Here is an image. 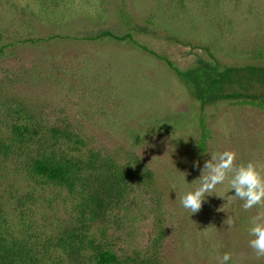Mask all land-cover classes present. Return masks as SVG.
Masks as SVG:
<instances>
[{
  "label": "rangeland",
  "instance_id": "374dc122",
  "mask_svg": "<svg viewBox=\"0 0 264 264\" xmlns=\"http://www.w3.org/2000/svg\"><path fill=\"white\" fill-rule=\"evenodd\" d=\"M104 30L155 54L96 37ZM159 56L183 73L264 66V0H0V142L11 143L10 155L0 151V232L16 264H96V246L144 264H219L225 253L226 264H264L249 246L264 207L245 211L234 189L225 195L227 181L216 189L224 197L207 196L197 213L180 204L212 152L264 164V108L201 107L192 81ZM11 124L40 129L21 157ZM89 149L147 174L103 217L79 187L26 167L40 152Z\"/></svg>",
  "mask_w": 264,
  "mask_h": 264
},
{
  "label": "trees",
  "instance_id": "16d2710c",
  "mask_svg": "<svg viewBox=\"0 0 264 264\" xmlns=\"http://www.w3.org/2000/svg\"><path fill=\"white\" fill-rule=\"evenodd\" d=\"M96 37H107L118 41L128 39L145 51L154 53L136 43L128 33L120 36L104 30ZM96 37H86V39ZM160 58L165 60L178 77L192 81L196 99L201 107L212 102L228 101L245 102L264 108V66L262 65L228 66L222 71L202 65L183 73L167 59ZM9 131L10 141L12 143L16 141L15 150L12 151L16 157L26 155L31 144L40 135V129L27 124H11ZM202 138H206L205 133ZM0 151L6 156L10 155L11 143L0 142ZM108 159L103 158L93 149H89L85 157L75 155L57 157L50 151L31 156L26 167L33 176L47 182L65 184L70 188L79 187L86 198L85 204L89 207L90 213L96 217H103L107 210L123 200L126 191L134 185H139L147 176V174H139L136 169L130 172L125 168L116 167ZM13 245L7 242L0 232V264H16L20 256ZM92 260L96 264H144L135 258L122 259L115 253L98 246L94 247Z\"/></svg>",
  "mask_w": 264,
  "mask_h": 264
},
{
  "label": "clouds",
  "instance_id": "9594fccd",
  "mask_svg": "<svg viewBox=\"0 0 264 264\" xmlns=\"http://www.w3.org/2000/svg\"><path fill=\"white\" fill-rule=\"evenodd\" d=\"M237 152L226 149L222 152L210 153V159L204 162L201 174L198 177L199 183L187 189L180 198L181 206L189 214L197 213L201 210L207 196L218 194L217 185L228 182V193L234 189L235 194L231 195L243 202L245 211L254 207H264V164L249 160L247 162L236 163ZM223 210V207L220 209ZM229 225L233 224L231 217L224 221ZM249 235L252 239L249 246L254 250L257 257H264V212H258L251 218ZM231 258L230 253H225L219 264H226Z\"/></svg>",
  "mask_w": 264,
  "mask_h": 264
}]
</instances>
